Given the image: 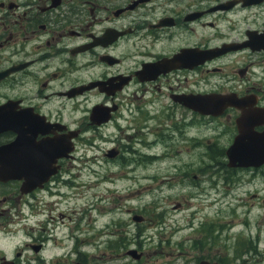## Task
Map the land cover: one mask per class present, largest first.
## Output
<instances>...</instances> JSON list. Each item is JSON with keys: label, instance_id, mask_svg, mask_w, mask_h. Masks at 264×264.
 I'll use <instances>...</instances> for the list:
<instances>
[{"label": "flooded vegetation", "instance_id": "1", "mask_svg": "<svg viewBox=\"0 0 264 264\" xmlns=\"http://www.w3.org/2000/svg\"><path fill=\"white\" fill-rule=\"evenodd\" d=\"M262 135L264 0H0V264H264L261 229L233 250L215 247V221L190 245L147 232L187 205L179 217H219L214 195L260 183L264 164L229 155ZM84 142L128 167L154 213L119 216L123 168L69 178ZM250 196L264 211V191Z\"/></svg>", "mask_w": 264, "mask_h": 264}, {"label": "rangeland", "instance_id": "2", "mask_svg": "<svg viewBox=\"0 0 264 264\" xmlns=\"http://www.w3.org/2000/svg\"><path fill=\"white\" fill-rule=\"evenodd\" d=\"M87 142L80 143L78 145V149L76 152L77 159L73 161V173L76 176H71L69 178L75 179L77 184H88L93 185L94 183H98L100 180V176L108 173V171H105L104 168H123L122 173H109V174H115L117 176L118 174H122L123 177L117 178L118 183L116 184V194L118 195L119 204L123 206L124 211L122 215H119L120 217H126L129 214L127 212H131L133 215L136 213L141 214L143 211H150V214L154 213L155 209L149 206L147 203L146 205L144 202L138 201L136 198H133V195H136V193H133L130 190V187L134 184L132 181L134 179L133 173L128 172L126 166H120L116 165L114 166L112 162L105 161L102 158V149L99 142H95L91 146H89ZM87 148V149H86ZM81 157H84V159H80ZM143 161V162H141ZM139 162L145 163L147 165L146 170H140L141 173H144V171L147 173L148 168L150 165V162L140 160ZM158 164V163H156ZM135 167V164L133 165ZM103 184H101L99 187L92 189V192L100 193L99 190L103 188ZM112 186V185H110ZM114 188V186H112ZM83 187H81L82 189ZM109 188V187H108ZM111 189V188H110ZM253 191H264V179L260 183H249L248 185L244 186L242 189H239L235 192V197L230 198H224L221 195H214L213 197L220 201L219 204V217H216L214 215L215 209L218 207V204L213 210V216H210V210L209 208L203 207L202 211L198 212V215L196 218H194V221H190L188 219H184L182 217H179L180 214L184 213L188 217L192 215V210L195 208L193 205H187L188 212L180 211L178 214L174 215V218H172L168 223L165 224V230H157L154 231V229H148L147 232L153 233V232H159L161 233V237L169 235L171 232L174 233V235H171L172 238V244L176 240H183L188 245L191 244V239L194 238L195 233L194 230L199 225V222L202 220H208V221H215L220 223V228H223L220 232V236L217 239L219 244H215V247H220L223 249H234L233 245L237 244L236 237L238 235L245 237L247 234H256V231L258 229L262 230V240L259 242V246L264 248V211L261 209L252 208L254 199L250 196V193ZM66 193H71V190L65 191ZM114 191L112 189L109 191H105V200H100L98 203H100L101 206H109V204H113L112 202V194ZM90 195L91 192H90ZM93 196V195H92ZM232 196V195H231ZM98 197V196H97ZM240 199L245 204L239 205V203L234 199ZM83 203V200L77 199V204ZM118 203V201H116ZM71 206L73 205V201H71ZM238 205V208H233L231 206ZM113 207V205L111 206ZM132 207V208H130ZM78 208V206H76ZM225 208V209H224ZM250 209V213L248 214V219H245V211L247 209ZM72 211V209L70 210ZM237 213V214H236ZM213 218V219H212ZM85 224L87 225V221H85ZM249 225V227H248ZM163 227V226H162ZM161 227V228H162ZM200 234V233H196ZM201 235V234H200ZM233 236L232 238L230 236ZM235 235V238H234ZM245 235V236H244ZM98 236V235H97ZM160 237V238H161ZM212 237L213 236H208ZM160 238L156 237L155 240L158 242ZM147 239V237H146ZM103 239H99L98 241H102ZM143 242L148 243L149 240L146 241L143 240Z\"/></svg>", "mask_w": 264, "mask_h": 264}, {"label": "water", "instance_id": "3", "mask_svg": "<svg viewBox=\"0 0 264 264\" xmlns=\"http://www.w3.org/2000/svg\"><path fill=\"white\" fill-rule=\"evenodd\" d=\"M99 112H96V115H98ZM241 138V137H240ZM239 138V139H240ZM51 139V138H50ZM243 141V139H242ZM49 142V141H48ZM236 142V141H235ZM242 143V142H241ZM240 141H237L235 146L239 147L242 146ZM60 144V143H58ZM251 144V145H250ZM40 145V144H39ZM57 145V144H56ZM254 145L258 146L257 149H254ZM248 149H246V147ZM42 147V146H41ZM40 147V148H41ZM46 147V146H45ZM54 147V146H53ZM65 148V147H64ZM236 149V148H235ZM35 150V149H34ZM52 150V149H51ZM54 150V149H53ZM58 150V149H57ZM56 151V150H55ZM64 151V150H63ZM34 152V151H33ZM50 152V151H49ZM53 152V151H52ZM58 152V151H57ZM35 153V152H34ZM54 153V152H53ZM33 154V153H32ZM37 154V153H36ZM45 156V155H44ZM231 156V160L229 162V165L231 166H259L261 164H264V136L261 137H255L251 138L250 142L246 143L245 148L242 150H238L235 152H231L229 155ZM48 158V157H47ZM34 159V158H33ZM40 159V158H39ZM44 159V158H43ZM42 160V159H41ZM39 162V161H38ZM28 163V162H27ZM32 165V164H31ZM35 165V164H34ZM40 165V164H39ZM41 166V165H40ZM30 167V166H29ZM43 167V166H42ZM44 168V167H43ZM40 169V168H39Z\"/></svg>", "mask_w": 264, "mask_h": 264}, {"label": "bare ground", "instance_id": "4", "mask_svg": "<svg viewBox=\"0 0 264 264\" xmlns=\"http://www.w3.org/2000/svg\"><path fill=\"white\" fill-rule=\"evenodd\" d=\"M213 216V215H212Z\"/></svg>", "mask_w": 264, "mask_h": 264}]
</instances>
